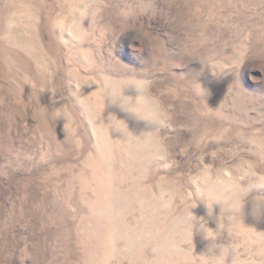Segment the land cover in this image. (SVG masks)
Returning a JSON list of instances; mask_svg holds the SVG:
<instances>
[{
    "label": "rangeland",
    "instance_id": "374dc122",
    "mask_svg": "<svg viewBox=\"0 0 264 264\" xmlns=\"http://www.w3.org/2000/svg\"><path fill=\"white\" fill-rule=\"evenodd\" d=\"M0 264H264V0H0Z\"/></svg>",
    "mask_w": 264,
    "mask_h": 264
}]
</instances>
